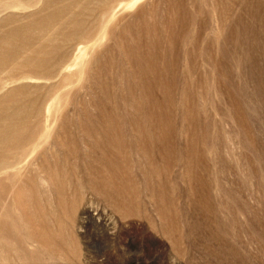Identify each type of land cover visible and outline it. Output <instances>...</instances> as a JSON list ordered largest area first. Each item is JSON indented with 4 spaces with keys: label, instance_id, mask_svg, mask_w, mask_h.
Instances as JSON below:
<instances>
[{
    "label": "rangeland",
    "instance_id": "1",
    "mask_svg": "<svg viewBox=\"0 0 264 264\" xmlns=\"http://www.w3.org/2000/svg\"><path fill=\"white\" fill-rule=\"evenodd\" d=\"M0 264H264V0H0Z\"/></svg>",
    "mask_w": 264,
    "mask_h": 264
}]
</instances>
